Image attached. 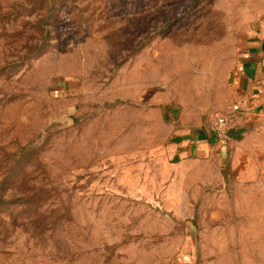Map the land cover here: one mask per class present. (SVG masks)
I'll list each match as a JSON object with an SVG mask.
<instances>
[{
    "label": "rangeland",
    "instance_id": "374dc122",
    "mask_svg": "<svg viewBox=\"0 0 264 264\" xmlns=\"http://www.w3.org/2000/svg\"><path fill=\"white\" fill-rule=\"evenodd\" d=\"M261 26L264 0H0V264H264V189L181 144Z\"/></svg>",
    "mask_w": 264,
    "mask_h": 264
},
{
    "label": "crops",
    "instance_id": "0c3cea01",
    "mask_svg": "<svg viewBox=\"0 0 264 264\" xmlns=\"http://www.w3.org/2000/svg\"><path fill=\"white\" fill-rule=\"evenodd\" d=\"M230 67L225 92H218L214 102L215 107L227 108L236 103L241 106L229 133L230 141L215 140L210 122L204 124L200 117L197 131L183 137L182 151L190 158L217 160L222 166H229L239 179L256 183L249 190L264 189V26L240 47Z\"/></svg>",
    "mask_w": 264,
    "mask_h": 264
},
{
    "label": "built area",
    "instance_id": "2783aa9c",
    "mask_svg": "<svg viewBox=\"0 0 264 264\" xmlns=\"http://www.w3.org/2000/svg\"><path fill=\"white\" fill-rule=\"evenodd\" d=\"M240 111L241 106L237 103L233 104L213 121L210 130L212 137L215 138V140L219 142L230 141L231 138L229 133Z\"/></svg>",
    "mask_w": 264,
    "mask_h": 264
},
{
    "label": "trees",
    "instance_id": "16d2710c",
    "mask_svg": "<svg viewBox=\"0 0 264 264\" xmlns=\"http://www.w3.org/2000/svg\"><path fill=\"white\" fill-rule=\"evenodd\" d=\"M4 196H5V193L3 192V190H0V204L5 203L3 200Z\"/></svg>",
    "mask_w": 264,
    "mask_h": 264
}]
</instances>
